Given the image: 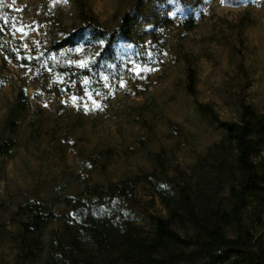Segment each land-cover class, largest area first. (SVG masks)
Instances as JSON below:
<instances>
[{"label": "rangeland", "instance_id": "374dc122", "mask_svg": "<svg viewBox=\"0 0 264 264\" xmlns=\"http://www.w3.org/2000/svg\"><path fill=\"white\" fill-rule=\"evenodd\" d=\"M83 1L110 29L127 13L135 19L133 35L118 44L127 69L106 77L94 96L56 88L45 68L5 64L0 47V137L19 90L29 95L18 144L0 157V264H38V256L21 260L12 239L14 214L26 200L52 205L60 218L48 232L60 228L70 211L63 198L87 185L149 171L159 160L170 174L189 170L224 134L207 106L223 121L238 120L242 104L264 113V0H203L191 9L192 29L187 0ZM79 15L76 0H0V19L17 38L9 44L15 56H35ZM189 65L197 69L195 93L187 89ZM137 197L135 216L149 229L166 210L143 188ZM251 210L245 222L264 239V223L254 224Z\"/></svg>", "mask_w": 264, "mask_h": 264}, {"label": "trees", "instance_id": "16d2710c", "mask_svg": "<svg viewBox=\"0 0 264 264\" xmlns=\"http://www.w3.org/2000/svg\"><path fill=\"white\" fill-rule=\"evenodd\" d=\"M76 1L78 21L35 56H15L9 44L17 38L1 19L0 47L5 64L45 68L56 88L94 96L106 77L114 79L127 69L118 44L133 35L135 19L127 13L119 27L110 29L85 9L83 0ZM202 1L187 0V29L195 25L191 9ZM196 82L197 69L189 65L190 93H195ZM207 110L224 134L189 170L175 168L170 174L159 160L149 171L87 185L83 194L63 198L69 214L60 228L49 232V225L60 218L52 205L21 203L12 234L21 260L38 256V264H264V239H257L244 219L250 206L254 224L264 223V113L242 104L238 120L223 121L212 107ZM28 113L29 95L23 87L6 114L0 157L13 153L15 135ZM140 188L166 210L154 214L149 229L135 216Z\"/></svg>", "mask_w": 264, "mask_h": 264}]
</instances>
